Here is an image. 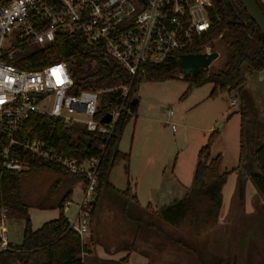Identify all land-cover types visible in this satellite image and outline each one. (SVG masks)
I'll use <instances>...</instances> for the list:
<instances>
[{"label":"trees","instance_id":"trees-1","mask_svg":"<svg viewBox=\"0 0 264 264\" xmlns=\"http://www.w3.org/2000/svg\"><path fill=\"white\" fill-rule=\"evenodd\" d=\"M212 2L213 7L209 11L212 23L210 32L184 53L198 54L202 43L209 41L215 35L223 34L228 42L229 58L224 69L216 73L204 69L197 77L184 74L183 80H189L184 95L193 88L208 83L214 84L211 98L222 92L237 91L239 99L237 113L241 116L240 155L239 166L234 171L240 169L242 179H250L258 195L264 199V123L259 120L258 110L252 97L244 92L245 79L242 73L243 66H247L252 71L264 69V35L240 0H212ZM255 2L264 12L263 2L261 0ZM179 56L180 54H173L160 65L148 63L141 65L127 100V106L132 113H122L116 133L104 149L105 137L101 134L88 133L84 130L78 132L75 128H66L61 121L46 116L32 115L26 120L23 127V136L26 138L43 139L49 146L64 150L79 160H90L100 157L103 153L94 192L96 197L89 204L92 217L103 190H110L139 205L138 196L130 180L126 190L121 191L110 182L109 177L112 169L121 161H124L126 173L129 175L131 155L122 152L119 144L126 126L138 112V103L135 102L134 96L136 86L143 81H166L178 73H183ZM58 62H65L68 65L75 80V92L90 88L127 86L132 78L124 67L108 55L104 45H90L80 36L60 37L44 49H26L16 65L24 70H41ZM121 92L122 90L118 89L103 95L99 118L112 109L120 107ZM75 135L78 137L74 138ZM219 137V131H212L207 144L198 152L195 187L184 198L155 211L158 219L176 229H188L197 236H202L217 226L223 207V187L231 173L222 171V155H212V148ZM23 159L33 163L30 171L7 173L0 179V220L4 211L5 214L13 212L25 219L22 243L13 245L9 242L7 250L0 252V264H86L84 255L90 253V250L83 243L82 238L70 229L69 218L65 215V206L70 202L73 190L70 189L59 201L57 206L60 210L59 218L34 230L29 214L31 206L23 201L21 180L23 174L39 169L58 172L73 181L85 180V177L44 163L28 153ZM151 208L149 204L146 210ZM94 264H128V260L123 258Z\"/></svg>","mask_w":264,"mask_h":264},{"label":"built area","instance_id":"built-area-1","mask_svg":"<svg viewBox=\"0 0 264 264\" xmlns=\"http://www.w3.org/2000/svg\"><path fill=\"white\" fill-rule=\"evenodd\" d=\"M212 7V0H0V179L7 173L30 171L33 163L23 159L27 153L71 174L83 175V198L69 222L81 238L88 236L92 222L89 204L103 153L79 160L43 139L26 138V120L32 115L46 116L78 132L101 134L106 148L122 113H132L127 100L141 65H160L173 54H189L184 52L211 30ZM78 36L90 45H104L108 55L132 76L130 84L75 92V80L65 62L41 70L16 65L26 49H44L60 37ZM207 42L202 43L200 53L213 52ZM118 89L122 90V103L107 113L111 121L104 123L106 114L98 116L103 95ZM237 103L233 99L231 106ZM173 116L174 111L168 109L163 123L175 131ZM5 219L4 211L0 252L9 245Z\"/></svg>","mask_w":264,"mask_h":264},{"label":"rangeland","instance_id":"rangeland-1","mask_svg":"<svg viewBox=\"0 0 264 264\" xmlns=\"http://www.w3.org/2000/svg\"><path fill=\"white\" fill-rule=\"evenodd\" d=\"M207 43L212 45L213 52L219 53L208 68L209 72L223 70L230 54L228 42L223 34H218ZM184 74L178 73L161 82L143 81L136 86L134 96L139 100L138 112L126 126L120 142V150L131 155L129 175L124 161H121L112 169L110 182L124 191L130 180L139 205L110 190L100 193L90 234L82 238L90 250L84 255L86 264L113 260L107 258L122 254L128 264H264V205L258 204L257 197L250 196L249 185L245 193L246 209L234 211V208L226 217L220 213L217 226L202 236L188 229L171 227L156 217L153 207L146 210L151 198L155 197L151 186L159 187L164 173L176 169L177 175L181 171L195 183L198 151L207 144L210 136L204 131L206 128L214 123L217 131L224 130L226 134L233 131L228 116L214 122L217 116L213 113L228 110L237 113L238 106L230 107L237 91L222 92L211 98L214 84L208 83L184 95L189 83L188 79L181 78L180 75ZM168 109L174 111L175 131L163 123ZM238 118L236 115L234 120ZM224 124L227 125L225 128ZM220 147L226 151L223 142L216 151ZM225 156L222 171L231 172L229 177L237 168L231 169L235 162L231 155ZM148 160L160 163L153 181L146 176ZM21 180L23 201L31 206L29 214L35 230L59 218L57 206L70 189L73 193L65 213L68 218L74 216L77 203L83 198V180L73 181L55 171L39 169L23 174ZM250 182L254 189L253 182ZM94 197L96 195L92 200ZM250 209L253 211L249 212ZM6 216L9 242L21 244L25 219L13 212L6 213Z\"/></svg>","mask_w":264,"mask_h":264},{"label":"crops","instance_id":"crops-1","mask_svg":"<svg viewBox=\"0 0 264 264\" xmlns=\"http://www.w3.org/2000/svg\"><path fill=\"white\" fill-rule=\"evenodd\" d=\"M261 1L264 4V0H261ZM242 71H243L242 72L243 77L245 79V83H244V87H243L244 92L252 97L253 101L255 102L256 108L258 110L259 120L262 123H264V69L261 71H252L247 66H243ZM235 99L238 102L236 106L239 107V99L237 97H235ZM230 107H231V102H230ZM213 115L217 116L214 122L219 121V119L222 117L231 115L229 117L228 124L232 125L231 129H233V131L231 132V134H229V133L226 134V132H224V130L219 131L220 137L212 148V155L213 156L222 155V157H223L222 167H224V164L226 161L225 154L231 155L232 161L235 162V165H233V167H230V168L231 169L238 168L236 166H238V164H239V155H240L241 116L239 113L234 114V113L230 112L229 110L225 111L221 114L213 113ZM236 115L239 118L234 120ZM210 117H213V116L211 115ZM222 126L225 128L227 125L224 124ZM215 128H216V125L213 123L208 128H206L204 131L206 133H211L212 131L215 130ZM236 129H237V131H236ZM234 130H235V135H237V139L235 138ZM222 142L226 146V149H225L226 151H224L221 147H220L219 151H216L218 146ZM119 149H120V144H119ZM146 165L148 166V169L146 168V176L148 179H150V180L152 179V181H153L155 175H158V172H156V169L160 166V163L159 162H151L148 160L146 162ZM163 179L161 180L162 183L159 187L151 186V191L153 192L155 197H152L153 199L151 198L149 204L154 208L155 211H159L162 208H165V207L171 205L172 203L184 198L195 187V183H193V180L190 176L186 177L184 175V173L181 171L177 175L176 169L172 170V172L164 173ZM109 180H110V177H109ZM250 181L251 180L248 178L242 179L240 169L234 171L233 174L227 178V182H226L225 186L223 187V207L221 210V214L223 215V217H226V215H229L230 212L232 211V209H234V208H235L234 211H236L238 209H240V210L246 209L245 208L246 207L245 206V203H246L245 193H246V188L248 185H249V190L251 193L250 196H253L254 198L257 197L258 204L261 206L264 205V199L257 194L255 187H254V189L252 188V184ZM226 189H228V190H226ZM226 197H227V200H226ZM226 201L228 202L227 207H224L226 204ZM67 209H69V208H67L65 206V213H66ZM252 211H253V209H250L249 212H252ZM133 254H135V252ZM124 257H125V255L122 254V255H113V256H110L108 258L106 257V258L107 259H113V260L117 261V260L123 259ZM106 258H103V259H106ZM130 261H131V259H130Z\"/></svg>","mask_w":264,"mask_h":264},{"label":"water","instance_id":"water-1","mask_svg":"<svg viewBox=\"0 0 264 264\" xmlns=\"http://www.w3.org/2000/svg\"><path fill=\"white\" fill-rule=\"evenodd\" d=\"M247 13L252 20L258 26L262 34L264 35V12L257 5L255 0H240ZM219 57V53L214 51L210 54L198 53V54H183L179 58V64L182 71L185 74H190L193 77H197L202 70L208 69L214 60ZM136 103H139L138 99H135ZM111 121V115L106 114L102 118V122L109 123Z\"/></svg>","mask_w":264,"mask_h":264}]
</instances>
